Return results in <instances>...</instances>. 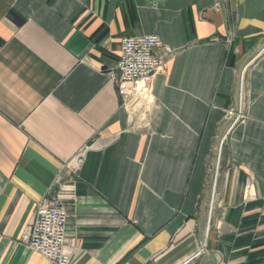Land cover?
<instances>
[{
  "label": "crops",
  "instance_id": "obj_1",
  "mask_svg": "<svg viewBox=\"0 0 264 264\" xmlns=\"http://www.w3.org/2000/svg\"><path fill=\"white\" fill-rule=\"evenodd\" d=\"M138 33L166 58L145 121L108 75ZM262 44L264 0H0V264H47L27 245L46 192L67 209L68 264H243L235 238L264 241ZM245 65L215 196L206 164ZM249 171L262 199L244 200Z\"/></svg>",
  "mask_w": 264,
  "mask_h": 264
},
{
  "label": "built area",
  "instance_id": "obj_2",
  "mask_svg": "<svg viewBox=\"0 0 264 264\" xmlns=\"http://www.w3.org/2000/svg\"><path fill=\"white\" fill-rule=\"evenodd\" d=\"M218 3L219 1H215L213 6H218ZM159 45H161V40L154 33H138L120 37L118 59L114 68L109 70L108 75L111 81L116 83L117 91L121 95L122 104L125 107L134 104L138 98L151 96L152 80L159 71L163 70L165 65V57L154 52V48ZM167 51L170 53L171 49L168 48ZM263 51L264 46L254 56ZM245 67L246 65L240 71L238 102L236 106L229 108L230 114H237L236 118L243 116L241 106ZM234 123L235 121L228 126L227 130ZM225 134L221 137L220 146ZM80 161L81 157L77 155L71 168L78 167ZM247 174V178H249V172ZM252 187L246 185L245 200L254 193ZM67 227L68 213L62 195L59 192H46L36 205L29 222L27 245L43 255L47 259V264H68L70 254L66 248L69 241ZM207 233L208 227L205 230V239L198 250L199 253L204 251L203 246L206 245ZM219 264H224V261L220 260Z\"/></svg>",
  "mask_w": 264,
  "mask_h": 264
},
{
  "label": "rangeland",
  "instance_id": "obj_3",
  "mask_svg": "<svg viewBox=\"0 0 264 264\" xmlns=\"http://www.w3.org/2000/svg\"><path fill=\"white\" fill-rule=\"evenodd\" d=\"M218 5H219V3H218ZM165 61H166V58H165ZM238 85H239V83H238ZM153 102L154 101H153V97L152 96L141 97V98H138L134 104H132L131 106L129 105L128 107H126V109L129 111L130 115L133 114V113H137L139 115L138 119L142 120V121H145L147 116H148V113H149V111H150V109L152 107ZM237 102H238V93H237ZM247 102L241 106L242 107L243 116H240L239 118H236V116H237L236 113H231V114L229 113V108L233 107V105L229 106V107H227L225 109L224 119L227 121L225 123V128L223 129L222 133L219 135L217 143L214 145V147L212 149V152L209 155L207 164H206V172H207L206 174L207 175H206L205 187L209 188V194L211 192V188L215 187V191L213 189H212V191L215 192V196H216L217 192H219V190H220V188H221V186L223 184L222 171L224 170V163H223L224 161H223V159H224V156H225V147H224V143L221 144V146H220V140H221L222 134L225 133V131L227 130L228 126L233 121H235V123L233 124V126H234L237 122L239 123L242 120L243 121L245 120V118H246L245 107L248 104ZM218 153H219V155H218ZM218 156H219V158H218ZM249 174H250V177L247 178L248 174L246 172L245 177L243 179V194H244L246 185L253 186L252 188H254V193L250 196L249 199H246V200L262 199L263 196L259 193V190H258L259 179H258L257 175L253 174L250 171H249ZM214 179H215V181H214ZM212 183H215V185H213ZM244 200H245V198H244ZM207 214L211 215L210 204H209V207L207 208ZM207 227H208V233H207V236H206V241L208 240L207 237L209 235V228H210L209 224H208V220L206 221V223L204 225L203 234H202V241H204V239H205V230L207 229ZM254 231H256V230H254ZM252 241L253 240H251V242ZM263 245H264V243H263ZM253 247L254 246H249L248 248L251 251L253 249ZM262 250H264V247H263Z\"/></svg>",
  "mask_w": 264,
  "mask_h": 264
},
{
  "label": "trees",
  "instance_id": "obj_4",
  "mask_svg": "<svg viewBox=\"0 0 264 264\" xmlns=\"http://www.w3.org/2000/svg\"><path fill=\"white\" fill-rule=\"evenodd\" d=\"M237 215H236V219H237V222L239 221V223L242 221V219L244 218V214H242V212L240 210H238V212H236ZM239 244L244 245V248L246 249L247 247L249 246H254L253 249L247 254V258L243 261L244 263L243 264H261L262 262V257L260 256V253L262 252V249L264 247L263 243L264 241L261 240V241H252L251 242V236L250 234L248 235H244L243 237H240V238H235L234 240V244ZM259 247V248H258Z\"/></svg>",
  "mask_w": 264,
  "mask_h": 264
},
{
  "label": "water",
  "instance_id": "obj_5",
  "mask_svg": "<svg viewBox=\"0 0 264 264\" xmlns=\"http://www.w3.org/2000/svg\"><path fill=\"white\" fill-rule=\"evenodd\" d=\"M263 46H264V45L262 44V45L259 47V50L262 49ZM259 50H258V51H259ZM237 90H238V89H237ZM237 93H238V91H237ZM214 180H215V179H214ZM203 250H206V247H205V246H203Z\"/></svg>",
  "mask_w": 264,
  "mask_h": 264
},
{
  "label": "bare ground",
  "instance_id": "obj_6",
  "mask_svg": "<svg viewBox=\"0 0 264 264\" xmlns=\"http://www.w3.org/2000/svg\"><path fill=\"white\" fill-rule=\"evenodd\" d=\"M238 94H239V96H240V92H238ZM239 96H238V97H239ZM216 162H217V161H216ZM214 181H215V180H214ZM213 185H214V183H213ZM213 188H214V187H212V189H213Z\"/></svg>",
  "mask_w": 264,
  "mask_h": 264
}]
</instances>
